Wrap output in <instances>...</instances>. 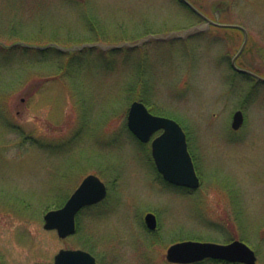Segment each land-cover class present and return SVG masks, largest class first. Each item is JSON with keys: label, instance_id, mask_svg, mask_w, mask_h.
<instances>
[{"label": "rangeland", "instance_id": "rangeland-1", "mask_svg": "<svg viewBox=\"0 0 264 264\" xmlns=\"http://www.w3.org/2000/svg\"><path fill=\"white\" fill-rule=\"evenodd\" d=\"M196 4L247 29L238 66L264 77V0ZM19 5L29 11L17 16ZM203 24L178 0H0L10 45H120ZM244 39L221 28L136 48L0 51V264H54L63 249L93 250L101 264H171L168 249L189 240H240L264 264V83L231 66ZM134 101L181 123L200 188L164 180L151 143L128 128ZM91 174L106 200L79 213L73 236L46 230L47 210Z\"/></svg>", "mask_w": 264, "mask_h": 264}, {"label": "water", "instance_id": "water-1", "mask_svg": "<svg viewBox=\"0 0 264 264\" xmlns=\"http://www.w3.org/2000/svg\"><path fill=\"white\" fill-rule=\"evenodd\" d=\"M186 5L205 24L193 26L182 32H174L166 36L149 35L136 43H121L120 45L86 44L64 48L56 45L63 52L81 51L85 48L121 49L123 47L136 48L152 39L169 40L171 38L186 39L196 33L206 32L211 25L223 28L241 30L244 43L232 59L233 69L240 73L254 77L264 83V77L257 73L240 68L237 61L244 51L249 33L247 29L237 24H220L207 18L196 6L187 0ZM34 47V46H33ZM244 124V114L237 111L234 115L233 129L239 130ZM129 130L143 143L151 141L153 135L162 131L161 135L152 141V155L158 171L170 184L196 190L201 186L193 157L189 151L187 134L183 127L174 119L152 114L141 101L132 103L128 113ZM108 196V187L102 179L91 174L73 192L63 207L48 211L45 214L44 228L48 231H57L61 239L73 236L77 232V216L86 207L99 204ZM147 227L154 231L158 227L157 217L153 213L147 214ZM218 260L230 264H257L258 256L248 244L235 240L227 244L200 241H183L173 244L167 251V261L171 264H196L204 260ZM55 264H99L96 258L82 249H63L55 256Z\"/></svg>", "mask_w": 264, "mask_h": 264}, {"label": "trees", "instance_id": "trees-1", "mask_svg": "<svg viewBox=\"0 0 264 264\" xmlns=\"http://www.w3.org/2000/svg\"><path fill=\"white\" fill-rule=\"evenodd\" d=\"M17 8H16V10L18 9V11H19V14H21V15H18L17 14V16H22V15H24L27 11H29V8H27L26 6H16ZM192 13V12H191ZM193 14V13H192ZM1 36L2 35H0V51H5L6 49H8V50H10V49H13L11 52H13V51H16L15 49H20V48H23L24 50H26V51H28L27 49H32V50H37V51H40V52H45V51H47V50H50V49H54V50H57L58 52H60L61 54H73V53H77V52H81V51H83V50H88V49H90V50H92V49H96V48H85V49H83V50H81V51H74V52H63V51H60L57 47H56V45H58V46H61V47H64V48H70V47H72V46H64V45H60L59 43H58V40H55V41H53V42H51L49 45H47V46H44V47H42V46H35V45H33V44H31V43H27V42H24L23 40H17V41H15L13 44H6V43H4L3 41H2V38H1ZM84 44H88V43H84ZM78 45V44H77ZM81 45H83V44H81ZM34 46V47H33ZM74 46V45H73ZM97 49H99V48H97ZM8 91H10L11 92V90L10 89H8ZM146 103V102H145ZM151 112H153V111H151ZM153 113H155V112H153ZM155 114H158V115H164V114H161V113H155ZM61 207V206H60ZM56 208H59V206L58 207H56ZM47 211H50V209L49 210H47ZM91 252L92 253H95L93 250H91ZM95 255V254H94ZM216 263V264H218V263H223V264H227V263H225V262H222V261H211V260H209V261H204V262H202V263H198V264H206V263Z\"/></svg>", "mask_w": 264, "mask_h": 264}, {"label": "flooded vegetation", "instance_id": "flooded-vegetation-1", "mask_svg": "<svg viewBox=\"0 0 264 264\" xmlns=\"http://www.w3.org/2000/svg\"><path fill=\"white\" fill-rule=\"evenodd\" d=\"M183 6H185L186 8H188V6L186 5V3H185V1L184 0H178ZM187 1H189L190 3H192V4H194L195 6H197V8H199V10H201L204 14H205V16L207 17V18H209L210 20H212V21H214V22H216V23H221V18L223 17L222 15H223V12H212V11H206V10H204V8L202 7V6H198L197 4H196V0H187ZM203 21V20H202ZM221 24H223V23H221ZM210 29H221V28H219V27H216V26H214V25H211V28ZM253 80H255L256 82H257V80L255 79V78H252ZM159 134H161V132H158L156 135H155V137L156 136H158Z\"/></svg>", "mask_w": 264, "mask_h": 264}]
</instances>
